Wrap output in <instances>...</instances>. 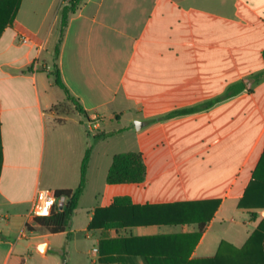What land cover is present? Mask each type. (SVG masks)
Returning <instances> with one entry per match:
<instances>
[{"label": "crops", "instance_id": "crops-1", "mask_svg": "<svg viewBox=\"0 0 264 264\" xmlns=\"http://www.w3.org/2000/svg\"><path fill=\"white\" fill-rule=\"evenodd\" d=\"M63 1L20 0L0 37V264L230 259L264 219V81L223 98L264 70V0H84L55 60ZM55 64L97 129L55 109L66 100ZM91 144L85 191L51 233L30 217L36 194L75 190ZM125 152L142 153L146 179L109 185ZM117 197L131 205L113 207ZM199 209L209 221L197 237Z\"/></svg>", "mask_w": 264, "mask_h": 264}, {"label": "trees", "instance_id": "trees-1", "mask_svg": "<svg viewBox=\"0 0 264 264\" xmlns=\"http://www.w3.org/2000/svg\"><path fill=\"white\" fill-rule=\"evenodd\" d=\"M84 0H70L68 4H63L60 10V36L59 41L56 45L54 56L55 60L59 56V47L62 42V38L65 32V29L68 25L69 17L72 14H75L79 9L80 5L83 3ZM20 0H0V37L3 31L7 27H11L14 21V17L16 11L19 7ZM264 58V52H263ZM51 75L54 77L56 85L61 88L66 95L65 102L61 103L60 105L56 106L55 109H65V103H70L74 107V111L81 114L87 120L89 116L84 108L80 105V103L71 96L67 87L63 83L61 79V74L59 71L58 66L55 64L54 69L51 71ZM264 81V70L252 77H250L246 81H241L233 86H231L223 98H229L238 95L245 89L248 91H252L253 88ZM223 98H217L207 103L201 104L199 106L193 108H186V109H179L174 110L167 114L164 118H174L179 116H184L188 114H193L199 111H203L212 107L215 103L221 101ZM120 131H114L108 134H100L96 138H108L113 135L118 134ZM93 151V145L91 144L84 155L82 164H81V176H80V183L79 186L75 190H60L56 191V195L58 197H66L67 203L65 204L64 208L57 212L54 211L49 217H38L34 218V221L37 222L41 227L46 229L51 233H60L66 231L70 219L73 215L74 210L77 208L79 200L83 195L86 185H87V169L89 160ZM2 143H1V136H0V169L2 164ZM147 176V167L143 158L142 153L140 152H125V153H118L114 155L112 164L110 166L108 175H107V183L109 185H121V184H140L145 181ZM246 197V195H245ZM124 204H130L131 201L128 197H117L113 200L112 206H122ZM201 206L200 204H197ZM219 205L218 201L212 203V205L207 210L210 213V216L214 213ZM247 204L240 202L239 206L241 208H245ZM138 206L133 205V209L137 208ZM251 207H256L251 206ZM264 208V204L257 206ZM202 214L201 221H195L198 223V234L197 237L204 231L206 228L209 218L204 216L202 210H200ZM200 215V214H199ZM201 216V215H200ZM235 255L232 256L230 259H224L220 256L211 257V258H204L201 259L199 262L201 264H264V219L258 225L254 233L249 238L247 244L241 248L236 249ZM103 262H110L107 259H103Z\"/></svg>", "mask_w": 264, "mask_h": 264}, {"label": "built area", "instance_id": "built-area-1", "mask_svg": "<svg viewBox=\"0 0 264 264\" xmlns=\"http://www.w3.org/2000/svg\"><path fill=\"white\" fill-rule=\"evenodd\" d=\"M68 2L63 1V4H68ZM20 39H21L22 43H27L28 42V40L25 37H21ZM89 126H90V131H93V129H96L98 127L97 122H95V121H89ZM42 191L45 192V197H44L45 200L46 199H50V198H55L56 199V203L53 204L51 209H50V213L51 214L55 211L56 204L61 198V197H58L56 195L55 191H52V190H39L37 192V194H36V199H35V202L33 204L31 212H30V217L33 218V219L40 217V216L36 215V212H37L38 209H40L42 207V201H41V198H40V195H41Z\"/></svg>", "mask_w": 264, "mask_h": 264}, {"label": "clouds", "instance_id": "clouds-1", "mask_svg": "<svg viewBox=\"0 0 264 264\" xmlns=\"http://www.w3.org/2000/svg\"><path fill=\"white\" fill-rule=\"evenodd\" d=\"M137 125L139 124V121L135 122ZM45 197V192H41L40 198L42 201V207L40 209L37 210L36 215L40 216V217H49L50 216V209L52 207L53 204L56 203V199L55 198H50V199H44ZM61 200H64L66 198L61 197ZM41 250H43V246H41Z\"/></svg>", "mask_w": 264, "mask_h": 264}, {"label": "rangeland", "instance_id": "rangeland-1", "mask_svg": "<svg viewBox=\"0 0 264 264\" xmlns=\"http://www.w3.org/2000/svg\"><path fill=\"white\" fill-rule=\"evenodd\" d=\"M64 1H66V2H68V1H70V0H64ZM60 110H63V111H65V112H74V107H73V105L72 104H70V103H65V109L64 108H61ZM98 128V127H97ZM96 128V129H97ZM93 130H95V129H93ZM127 145H132L131 144V142H128V143H126Z\"/></svg>", "mask_w": 264, "mask_h": 264}]
</instances>
